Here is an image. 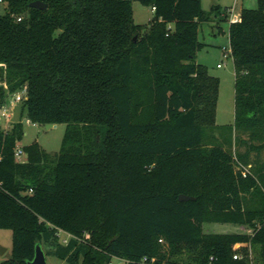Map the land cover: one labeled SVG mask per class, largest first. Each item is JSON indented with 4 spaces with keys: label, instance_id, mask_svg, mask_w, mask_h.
<instances>
[{
    "label": "trees",
    "instance_id": "obj_1",
    "mask_svg": "<svg viewBox=\"0 0 264 264\" xmlns=\"http://www.w3.org/2000/svg\"><path fill=\"white\" fill-rule=\"evenodd\" d=\"M35 1L0 0V103L27 86L21 114L66 131L58 154L34 142L19 162L24 124L0 125V229L12 230L1 264H29L38 245L67 264H264V0L230 23L227 140L208 135L221 82L196 58L202 25L228 21L230 8L40 0L43 11ZM134 1L154 10L148 28L135 22ZM206 223L252 232L206 233ZM250 249L253 262L233 258Z\"/></svg>",
    "mask_w": 264,
    "mask_h": 264
},
{
    "label": "rangeland",
    "instance_id": "obj_2",
    "mask_svg": "<svg viewBox=\"0 0 264 264\" xmlns=\"http://www.w3.org/2000/svg\"><path fill=\"white\" fill-rule=\"evenodd\" d=\"M215 5H220L223 9L230 8L229 20L236 21L242 9H257L259 7L258 0H202V6L205 11H210ZM5 13V5H0V14ZM133 16L137 24L148 28L150 22L154 18V10L150 6H144L138 1L133 2ZM220 18L212 22L204 23L199 31V40L205 46L197 54V63L208 67L209 73L220 79V95L217 105V119L214 131H209L208 135L221 134L223 140H227L231 135L234 139L235 124V67L232 56L225 58V53L230 50L228 21H219ZM221 68H218V65ZM0 86L7 89L6 82L0 81ZM21 90V89H20ZM18 90V91H20ZM17 91V92H18ZM16 93V92H15ZM8 94L5 101L6 106L10 107L11 97L15 94ZM23 103L16 104L14 115L11 120L15 123L21 121L24 124L25 135L19 143L20 147L28 146L34 142H38L48 153L55 155L60 152L63 137L66 131L65 124L57 126L53 124H33L30 122L27 111L24 110ZM3 122H6L4 120ZM0 120V125L4 126ZM13 123L7 124V126ZM221 127L222 130L220 129ZM245 150V147H241ZM206 233L220 234H250L251 229L247 226H237L232 224L206 223L204 225ZM66 236H62L61 240ZM0 245L7 249L4 256L0 255V261L11 255L12 249V230L0 229ZM47 252L49 248L44 247ZM47 264H67L66 262L54 258L47 257ZM114 264H124L115 261Z\"/></svg>",
    "mask_w": 264,
    "mask_h": 264
},
{
    "label": "built area",
    "instance_id": "obj_3",
    "mask_svg": "<svg viewBox=\"0 0 264 264\" xmlns=\"http://www.w3.org/2000/svg\"><path fill=\"white\" fill-rule=\"evenodd\" d=\"M21 20V19H19ZM227 52L225 53V58H229L230 56H232V51H231V48L230 50L228 51L227 49H225ZM222 66L219 64L218 65V68H221ZM28 98V88L27 86L23 87L20 91L16 92L12 97H11V101H10V107L8 108L6 106V104H1L0 103V120L3 122L4 120H6V122H3L4 124V128L6 130H8V128L10 126H7V124L9 123H14L11 118L12 116L14 115V111H15V107H16V104L18 103H23L27 100ZM31 122V121H30ZM1 124V123H0ZM34 124V123H33ZM36 125V124H35ZM26 153L24 151V148L23 147H20L19 145L17 146L16 150H15V158L17 161L19 162H24L26 160ZM2 158V155L0 153V159ZM242 168V172H243V175L246 176L248 173H249V170L247 168H244V167H241ZM252 232V231H251ZM59 237H62V236H66L64 239H62V241L64 243H67L68 239L71 237L70 234H67L65 232H63L62 230L59 231ZM162 241V240H161ZM233 258L235 260H243L244 258H248L249 260H251L253 262V253H252V250L250 249L249 250V254L247 256H245L244 254L242 253H235L233 255ZM115 261L112 262V264H114ZM117 262H123L125 264V261L121 260V261H117ZM143 262L146 263L148 262V258H144L143 259ZM151 263L154 264L155 263V259H152L151 260Z\"/></svg>",
    "mask_w": 264,
    "mask_h": 264
},
{
    "label": "water",
    "instance_id": "obj_4",
    "mask_svg": "<svg viewBox=\"0 0 264 264\" xmlns=\"http://www.w3.org/2000/svg\"><path fill=\"white\" fill-rule=\"evenodd\" d=\"M30 7L36 8L38 10H43V11L48 9V5L40 0L32 2L30 4ZM136 39L137 38H135V40ZM189 200H194V198L190 196H186V195L180 196V201H189ZM6 252H7V249L0 245V255L4 256ZM29 264H47V256L40 245L37 246L35 257L33 261H31Z\"/></svg>",
    "mask_w": 264,
    "mask_h": 264
},
{
    "label": "crops",
    "instance_id": "obj_5",
    "mask_svg": "<svg viewBox=\"0 0 264 264\" xmlns=\"http://www.w3.org/2000/svg\"><path fill=\"white\" fill-rule=\"evenodd\" d=\"M230 12H231V11H230ZM238 18H239V17H238ZM228 22H229V24H230L232 21H231V20H229ZM235 75H236V74H235ZM55 126H57V125H55ZM2 261H3V260H2ZM2 261H0V264H1V262H2Z\"/></svg>",
    "mask_w": 264,
    "mask_h": 264
}]
</instances>
